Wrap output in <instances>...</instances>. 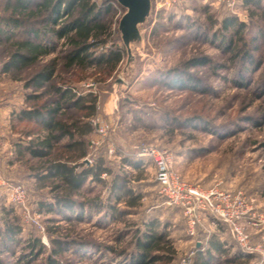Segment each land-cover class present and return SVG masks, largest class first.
I'll return each mask as SVG.
<instances>
[{"label": "rangeland", "instance_id": "1", "mask_svg": "<svg viewBox=\"0 0 264 264\" xmlns=\"http://www.w3.org/2000/svg\"><path fill=\"white\" fill-rule=\"evenodd\" d=\"M38 1L31 0L29 6L33 7ZM93 1L99 7L109 3L111 8L101 15L108 26V35L102 36L105 42L91 51L98 56L110 49H122L123 59L114 71L96 64L66 66L65 54L70 47L49 31L42 33L41 42L51 52L30 67L13 73L23 84L52 58L58 57L52 83L56 87L71 88L76 95L96 96L98 105L93 117L109 125L104 137L91 125L92 132L85 139L92 162L81 161L92 166L102 159V164L111 168L112 173H102L99 180L88 178L73 195L77 203L68 208L56 205L51 179L35 178L37 159H22L11 176L3 168L9 180L24 185L29 209L44 228L42 231L26 223L20 211L2 199L1 264H47L51 258L58 264H130L133 244L149 225L164 232L173 243L177 254L171 264H196L191 260L183 262L194 249L195 238L186 234L180 208L166 204L158 193L153 165L137 155V147L144 144L171 153L178 174L193 185L204 190L216 187L242 192L244 206L250 208L248 212L253 214L256 223L249 226L247 220L242 221L251 251L244 252L224 227L221 237L231 243L230 252L238 251L242 256L231 262L221 256L210 264H264V123L261 120L264 37H258L250 45L252 61L237 59L234 62L219 46V40L212 38V32L224 17L236 16L237 20L246 22L243 40L250 43L251 36L264 31V0H260L259 5L254 2L245 5L243 0H237L235 14L212 4L211 0H181L158 11L153 6L149 21L142 26L143 41L134 46V57L129 63L117 38L116 24L122 9L110 0ZM5 2L0 0V18L10 13V9L4 8ZM40 19H29L23 27L42 29L44 23ZM63 21L58 20V24L48 27L58 29ZM0 28H4L3 22ZM4 37L0 33V65L10 51L9 41ZM24 37L20 31L15 33V38ZM242 43L239 41V45ZM200 57L210 61L188 64L191 59ZM238 66L248 69L242 71ZM177 68L186 69L185 73L179 71V78L190 74L197 79L198 89L169 86L167 82L173 73L170 71ZM13 73L6 75L5 82L0 77V83L9 85L7 81L13 80ZM27 91L41 95L37 102L25 101L26 107L57 96L48 87ZM193 117L199 119L190 120ZM17 127V132L37 130L43 134L45 131L32 120L21 122ZM114 174L122 179L126 177V186L133 191L131 197L140 196L137 204L130 206L126 203L129 195L110 190ZM53 181V184L57 182ZM112 206L125 213L119 216ZM207 218L205 216L198 226L197 239L202 242L212 233L213 227L208 225ZM7 225L20 227V230L7 237L4 234ZM33 238L38 239V244L31 250L28 243ZM54 239L61 240L60 248L53 243Z\"/></svg>", "mask_w": 264, "mask_h": 264}, {"label": "trees", "instance_id": "2", "mask_svg": "<svg viewBox=\"0 0 264 264\" xmlns=\"http://www.w3.org/2000/svg\"><path fill=\"white\" fill-rule=\"evenodd\" d=\"M30 1L6 0L5 2L4 8L10 9V13L0 18V22L4 23V28H0V33L4 34L6 41H9L10 51L7 53L6 61L2 63L4 72L13 73L28 68L48 55L51 51L41 40L42 33L49 31L57 38L64 39L70 47L65 54L66 66L68 67L91 64L105 65L109 72H112L122 61V49H110L98 56L95 55L94 51H91V48L105 42V37L102 38V36L106 33L108 35V26L101 15L109 12L111 8L109 3L99 7L93 0H39L33 7H30ZM252 2L259 5L260 0H243L245 5ZM40 18L44 23L42 29L23 27L25 21ZM62 19L64 21L58 29L48 27L49 24H58V20ZM246 26V22L237 20L236 16H229L224 17L219 27L212 32V38L216 42L219 40V46L230 54L229 58L232 62L237 59H250L252 61V55L249 51L250 45L254 44L258 37H264V31H262L257 36H251L250 43L243 40ZM17 31L22 32L25 37L15 38ZM239 41L243 42L242 45H239ZM253 47L256 49L255 45ZM57 60L58 57L52 58L23 82L26 89L33 88L38 91L48 87L57 96L45 99L41 103H35L36 105L29 107L28 110H22L24 114L29 116L30 120L39 123L45 133L31 138L25 147H20L16 157L22 159L23 152L26 150L32 158L37 159L38 166L36 167L35 176L40 180L51 179L52 191L56 192L54 195L56 205L71 208L77 203L73 195L78 193L88 178L99 180L102 173L110 175L112 171L111 168L102 164V159L92 166L81 161L87 154V141L84 137L91 133L93 129L89 119L95 113L97 97L90 93L76 95L71 88L56 87L52 80L55 76ZM191 60L188 64L198 65L210 61L207 57ZM239 68L240 66H238ZM241 68L242 71L248 69L245 66H241ZM180 70L177 68L170 71L173 73L167 82L169 86L180 88L188 86L196 89L200 85V82L190 74H186L184 79L179 78L180 72H186V69ZM242 71H240V78L243 75V73L241 74ZM12 78L21 80L14 73ZM240 81L242 82V79ZM202 90H205V88L203 87ZM39 94L28 91L26 100L37 102L41 95ZM71 108L74 111H70ZM197 118L193 117L190 120ZM201 119L204 120L202 117ZM261 120L264 123V113ZM204 121L208 123V121ZM26 133L39 134V131L29 130ZM63 138H68V140L63 144H59ZM53 180L57 182L53 184ZM110 183V190L113 193L123 192L129 195L130 199L126 201L127 204L133 206L138 203L140 196L131 197L133 191L126 186V177L122 179L120 175L114 174ZM59 190L62 193H57ZM111 208L118 211L114 206ZM118 213L119 216H122L125 211H118ZM146 228L147 231L138 235L133 244L130 264H156L158 262L159 264H171L177 254L171 240L166 237L164 232L156 231L154 225H149ZM5 229L4 234L10 237L13 233L19 231L20 227L7 225ZM53 243L60 248V239H54ZM28 244L33 250L38 244V239L33 238ZM230 249L231 243L221 241L217 234L212 232L204 242L201 241L200 245L194 248L190 260L196 264H210L212 261L219 260L221 256H226V262H231L242 256V253L238 251L230 252ZM47 264H58V262L51 258Z\"/></svg>", "mask_w": 264, "mask_h": 264}, {"label": "built area", "instance_id": "3", "mask_svg": "<svg viewBox=\"0 0 264 264\" xmlns=\"http://www.w3.org/2000/svg\"><path fill=\"white\" fill-rule=\"evenodd\" d=\"M152 1L154 10L158 11L163 7L176 5L181 0ZM211 1L212 4L216 3L230 13L235 14L236 12L237 0ZM114 5L120 8L116 3ZM85 86L89 87L90 84ZM92 117L89 121L94 127V131L99 136L104 137L109 130V125L98 117ZM91 143L93 144V141ZM136 153L153 165L158 193L164 198V202L169 206L178 207L182 211L188 236L195 238L197 243H201V240L197 239V229L202 219L207 216L209 226L216 228L224 225L235 243L244 252L250 253L249 235L242 221L247 220L249 226L256 225V223L253 220V214L248 212L250 208L244 206L241 191H223L216 187L204 190L198 185L183 180L174 167L173 155L152 144L138 146ZM89 156H86L85 160L91 163L92 159ZM2 199L19 210L26 223L43 231V225L29 209L27 191L24 185L5 178L0 168V216L3 206ZM193 253L194 249L183 259V262L190 261V256Z\"/></svg>", "mask_w": 264, "mask_h": 264}, {"label": "crops", "instance_id": "4", "mask_svg": "<svg viewBox=\"0 0 264 264\" xmlns=\"http://www.w3.org/2000/svg\"><path fill=\"white\" fill-rule=\"evenodd\" d=\"M6 75H8V73L3 71L1 64L0 77H2L4 82ZM17 81L18 80L15 79L13 80L9 79V81H7L9 85H4V83H0V168L5 178L9 177L5 175V172L7 175L10 176L13 175L10 174L12 173L11 171L13 170V168H16L19 165L22 159L32 158L29 152H27L26 150H24L23 152L22 159L17 158L16 153H19L20 147L21 148L25 147L27 145V142L31 138L36 137L37 135L40 136L42 135V134H27L26 133L27 130L17 132V128H18L17 124H21V122H25V121H30L29 116L22 112L23 109L25 110L29 109V107H26V105L24 104V102L27 101L26 94L28 91L26 88H24L23 84ZM12 86L13 87L15 86L14 90H12L13 88ZM44 133L45 131L43 132V134ZM90 134L91 133L85 135L84 138L88 137ZM67 140L68 138L61 139L59 144H63ZM88 155L89 152L87 148L86 156ZM85 157L82 159L83 161H85ZM3 168H6L4 169L5 172L3 171ZM221 227L212 228V232L216 233L219 239L225 242L226 240L221 237V234H223V230L225 226L222 225ZM198 229H197V233H198ZM199 245L200 243H197L195 241L194 246L196 247Z\"/></svg>", "mask_w": 264, "mask_h": 264}, {"label": "water", "instance_id": "5", "mask_svg": "<svg viewBox=\"0 0 264 264\" xmlns=\"http://www.w3.org/2000/svg\"><path fill=\"white\" fill-rule=\"evenodd\" d=\"M116 3L122 13L116 24L117 38L125 49L127 61L133 59V49L137 44L143 41L142 26L145 25L151 17L153 1L152 0H110ZM86 162V160H85Z\"/></svg>", "mask_w": 264, "mask_h": 264}]
</instances>
